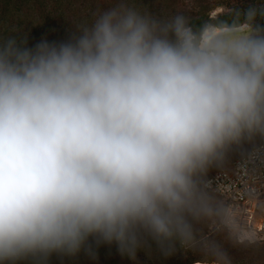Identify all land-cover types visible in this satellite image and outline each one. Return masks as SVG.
Instances as JSON below:
<instances>
[{"label": "clouds", "instance_id": "clouds-1", "mask_svg": "<svg viewBox=\"0 0 264 264\" xmlns=\"http://www.w3.org/2000/svg\"><path fill=\"white\" fill-rule=\"evenodd\" d=\"M258 19L264 0L199 27L114 0L66 41L0 36V264H45L89 238L132 261L151 241L232 264L199 225L264 241L203 182L264 137Z\"/></svg>", "mask_w": 264, "mask_h": 264}, {"label": "trees", "instance_id": "trees-1", "mask_svg": "<svg viewBox=\"0 0 264 264\" xmlns=\"http://www.w3.org/2000/svg\"><path fill=\"white\" fill-rule=\"evenodd\" d=\"M113 3L114 0L109 3L99 0H0V36L6 37L17 31L14 35L17 39L26 37L29 47L41 40L66 41L76 34L77 26L90 23L98 11ZM136 3L143 8L148 6V0H136ZM203 21L204 17L193 18L191 24L199 27ZM119 253L115 244L97 243L94 238H89L77 254H53L45 264H91L88 261L92 259H100L102 264H118ZM124 257L128 261L129 258ZM21 264L37 262L29 259Z\"/></svg>", "mask_w": 264, "mask_h": 264}, {"label": "rangeland", "instance_id": "rangeland-1", "mask_svg": "<svg viewBox=\"0 0 264 264\" xmlns=\"http://www.w3.org/2000/svg\"><path fill=\"white\" fill-rule=\"evenodd\" d=\"M101 3H109L110 0H99ZM261 0H148L145 8L150 14L157 17L174 15L184 12L190 19L204 17L211 18L224 13H233L244 10L250 5L259 4ZM258 23L264 26V22L258 19ZM264 142V137L256 135L244 138L238 144L231 146L219 164L209 167L203 176V182L214 173L225 170L237 159L246 155L251 149ZM199 231L215 245L225 250L232 259V264H262L264 263V241L255 245H238L229 239L223 230L212 231L206 225H199ZM264 237V234H257ZM205 241L201 240L198 247L203 248ZM124 259V260H123ZM123 261V262H121ZM91 264H102L100 259L89 260ZM192 262L210 263L203 251H185L179 247L171 254L164 252L153 242L149 241L145 249L137 252L135 261L128 259L119 253L118 264H191Z\"/></svg>", "mask_w": 264, "mask_h": 264}, {"label": "built area", "instance_id": "built-area-1", "mask_svg": "<svg viewBox=\"0 0 264 264\" xmlns=\"http://www.w3.org/2000/svg\"><path fill=\"white\" fill-rule=\"evenodd\" d=\"M204 183L210 190L221 189L218 197L232 206L242 229L264 234V143L235 160L229 168L214 173Z\"/></svg>", "mask_w": 264, "mask_h": 264}, {"label": "flooded vegetation", "instance_id": "flooded-vegetation-1", "mask_svg": "<svg viewBox=\"0 0 264 264\" xmlns=\"http://www.w3.org/2000/svg\"><path fill=\"white\" fill-rule=\"evenodd\" d=\"M229 14L230 13H224V14H221V15H219V16H212L211 18H209V19H207V18H204V21H203V23L205 22V21H207V20H214V19H217V18H221V19H225V20H227V19H229L228 17H229ZM263 22H264V20H262Z\"/></svg>", "mask_w": 264, "mask_h": 264}]
</instances>
